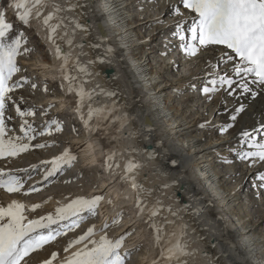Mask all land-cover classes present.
Segmentation results:
<instances>
[{
  "label": "bare ground",
  "instance_id": "obj_1",
  "mask_svg": "<svg viewBox=\"0 0 264 264\" xmlns=\"http://www.w3.org/2000/svg\"><path fill=\"white\" fill-rule=\"evenodd\" d=\"M4 2H6V7H3ZM91 2L96 5L95 11L97 15L93 12L92 8L90 9ZM125 2L127 1L112 0L104 2L103 0H97V2H95V0H45V3L39 7L41 15L37 17L35 15L37 9L33 8L32 16L29 21L30 25H35V27L39 26V29L41 25L42 29L45 27L50 33L49 27L44 25L43 20L49 13H54V18L49 23L51 25H60L53 35L55 40H49L48 37L51 33L45 35L46 32L45 34L42 32L45 35H43L42 38L48 43L50 49H53V53L56 52V46H59V48L61 46L67 47L66 51L64 49L61 50L62 54L67 56V62L71 63L73 60L75 64L80 63L82 68V72H80L82 73L81 80L83 91H87L89 92L88 94L91 95L90 99L87 97V94L86 97H84L85 100L83 99L82 103L84 105H82L83 108H86L85 104L87 103L88 106L89 104L91 105V101L89 100L93 101L91 108L94 110L103 109L107 106L108 111L102 115L108 118L103 119V121L112 124L113 127L116 128L117 134L123 138L120 147L117 145L115 148L111 146V148L108 149L107 157L113 155L114 158L108 161L112 167L110 170L108 169L109 172L107 176L105 178L103 177L104 179L100 182L92 179L91 184L86 190L83 191L85 188L81 189V187L77 190L75 189V191H73L74 193L69 198H66L68 192L66 193L65 189L49 194H39L37 190L33 189L39 188L41 185L48 182L45 176L48 171L52 170V165L50 163L52 160L50 159L51 161H49V159H47L49 156H47L41 158V160L44 159L43 166L41 163V165H37L36 163L40 159L31 162L33 166L35 165V169L33 172L30 170V176L35 174L39 170V167L42 166L44 169L38 172V177L35 178V180L38 181H30V185L25 186L20 192L8 193L4 189L0 190V206L7 207V205L17 197L18 202L25 205V215H27L29 219H38L48 214L55 215L57 208L63 207L77 198L83 197L90 199L94 196H102L103 199L101 201L104 200V203L100 204L105 206L102 208L99 207L100 210L98 212H101V219L96 215L97 226L90 227L86 225L88 229H94L93 236L90 238L99 240L101 236L106 235L109 239L113 240L115 237L118 239L124 236L121 253L131 250L141 252L143 250V252L140 253L142 255L139 256L137 264H155L160 257V248L156 244L155 233L150 226L153 223L160 226V235L162 237L165 236L166 233L173 231L174 228L180 230L181 226L186 225V227L183 228L181 243L183 242L187 245L186 251L188 254L180 256L179 259L174 260L172 264H228L227 261L229 264H264V260L261 258L259 259L256 255L257 251L264 252V234H261L264 231V210H260L259 204L253 196L250 197V203L253 204L251 206L255 209L256 217L246 213L243 214L241 212L243 210L238 206L241 211L239 210L237 205L241 202V191H248L246 187V182L248 180L244 182L242 189H229L227 181L230 179L231 174L228 172L224 173L225 171H223V173H221L222 171L220 170L216 171L218 167L216 164L218 161H216L214 156V153H216L214 148L219 145L214 146L211 141L203 143V141H205V133L208 132L203 133L200 141L192 138L193 133L197 130V126L201 125V120H195L193 118L190 120L189 118H191V115H186L187 117L184 116L183 121L179 120L173 105L170 106V96L167 95V90L173 87V85L167 82L165 83L163 77H156L154 73L151 72L153 71L151 61L149 55H145L146 52L144 50H140L139 56V46H143V39L145 36L139 37L135 29L140 25L144 28L146 25L144 23L145 21H142L140 24L136 22L133 25L134 22L129 20L131 17H127L128 15L124 12V9H126ZM10 3L11 0H0V11L5 12V17L9 22L14 18L17 12V9L10 6ZM54 4L59 5L61 11L56 12L53 7ZM69 8H71V10H68ZM93 13L94 17L101 14V17L98 18L100 23L98 26L94 21H91ZM113 14H117V19L113 17ZM191 20L192 18H190V21ZM19 23L22 22L20 21ZM77 25H80V27H77ZM24 27L26 29L28 28L25 25ZM63 30H65V32H63ZM62 33H65V40L62 39ZM110 40H112L110 43L111 46L109 44ZM31 45L35 46L34 49H36L40 56V64L38 63V65H35L36 67H33V71L39 72L40 70H46V74L51 73L50 75L52 77H56V74H59V71H56V66L62 68L65 64L62 63V65H60L61 62L56 59L55 55L51 57L49 55L50 53L41 49L39 43L31 42ZM107 45L110 49H114V56L111 55L112 53H109L110 51L108 50L109 47L107 49ZM220 48L225 51L223 46H220ZM118 49L120 52L122 51L121 54ZM115 51L118 52L116 53ZM70 53H72V56H70ZM121 55H123L124 58ZM119 58H121V60H119ZM213 59L218 63L221 57L213 56ZM120 63L124 68L126 67L130 73L133 71L130 79L132 78L136 81L135 83L140 84V88L146 93L143 98L146 108L144 109L145 111L142 112V115L147 119L146 122L144 121L146 123L145 125L140 124L142 120H137L136 118L137 109H135V104L130 101L131 98L129 94L126 93V84H123L121 80L118 79L119 72L118 74H116L117 72H110L112 67L117 68ZM230 67L228 69H230ZM204 68L205 70L198 74L197 78L203 77V74L213 70L207 69L206 67ZM46 76L43 78L46 79ZM184 82L187 83L186 85H189L190 79H185ZM175 85H178V83ZM63 86L61 88L66 91L68 85ZM130 87L132 86L130 85ZM253 87L259 92V95L255 99L240 96L239 92L236 94L238 99L229 96L233 100L234 106L226 111L223 116L225 118V125L234 124V126L227 130L228 141L226 144H235V141L237 142L238 139L241 138L240 134L243 131L252 130L258 122L264 120V89L259 88V86ZM138 90L135 88V90H132L134 92L130 93L140 98L141 93L139 94ZM109 92L113 93V95H107ZM75 95L74 91H69L68 98H72V101L69 100V102L74 104L80 102V98H77L78 96ZM64 96L58 93L56 97L49 99V103L58 104L57 111L60 113L68 105V101L65 100L66 98L63 100ZM187 98L186 101L190 100L192 97ZM221 103L215 102L216 107L219 109L218 111L221 109ZM239 103H243L246 110L239 114L237 120L233 122L230 117L233 114V109L238 107ZM82 109L77 113V117L81 115L84 116L85 113L83 114ZM112 109H114V111H112ZM85 112H87V110ZM85 116L80 118L82 122L78 121L80 124L83 123L81 126L82 130H79L73 135V142L71 146L68 147V150L71 154H77L78 160L80 159L82 172L90 175L93 173L92 171L98 169L101 171L102 167H99V158H95L94 152V144L97 142L95 133L97 131L95 130V126L89 123L88 117ZM86 123L87 127L85 126ZM150 124L155 126L156 134L150 132L148 129L149 127L147 128L146 125ZM25 127L31 130L36 129L33 128L31 124ZM92 128L94 130H90ZM13 135L14 133L6 135V138L12 137ZM147 139H153V147L149 146L150 148H148L150 144L147 143ZM43 141L45 145H49L47 139ZM19 142L27 143V141L24 140H20ZM112 144H116L115 135L112 139ZM132 160H134V162ZM9 161L10 160L0 162V166L4 167L1 170L7 173L9 171V173L14 172L17 174L18 169L10 171L11 169L8 167ZM129 161L140 166L134 168L127 176L122 178L126 164ZM116 165H119V167ZM65 166L67 165L63 167ZM89 168H91L90 171H88ZM45 169L48 170L44 172ZM143 169H145V172H142ZM238 169H240V166L237 163L234 164V172H237ZM249 169L252 170V167H249ZM61 170L57 171L53 176L48 177V179L53 177L52 179L55 180L56 175L60 173ZM263 170L264 164L260 167H254L248 179L252 178L255 174H259ZM241 173L242 178L240 180L243 181L247 173L244 174L243 170ZM149 174H151V177L146 179V176ZM21 176L24 177L23 175L19 177ZM25 178L27 177L25 176ZM223 178L227 180L225 179V181ZM124 179L131 182L134 179L137 188L133 189L131 183H126L125 185ZM41 180L45 182L42 184L37 183ZM122 185L126 187L128 185L127 188H132V190H130L132 193L130 192V194L133 197L132 199L135 200L134 202L136 205L138 197L142 201L141 206L146 208L156 205L157 202H159L158 214L150 218L147 211H145L144 214L138 212L133 218H129V220L126 221L128 216L127 213L130 212L127 210L129 207L125 208L120 205L121 207L119 208H123V211L116 205L117 201L115 202L116 198H120V196L122 198V196H124L122 193ZM70 191L71 190H69V194ZM26 192L28 194H25ZM192 197H196V201L194 200L193 203H190ZM122 199L124 200V198ZM34 204H39L40 207L33 212L30 211V209ZM169 208H171V211L168 210ZM125 210H127V212H125ZM173 212L176 214L173 215ZM85 213L80 214L82 215L81 219L84 218ZM118 213H122V217L118 216ZM202 213H204L203 215H205V218L201 215ZM200 215L203 219L199 218ZM79 216H76V218ZM147 221L149 222L146 223ZM173 221L174 224L172 223ZM111 223L113 224L112 228L106 230L104 225L107 224L109 226ZM145 224H148V227ZM66 225H68V223L62 221V225H60L59 228ZM142 225L146 226V230L149 228L151 233L153 232L152 238L154 240V246L152 245V248L145 245L147 236H151L152 234L150 233V235H147L146 233V237L143 236L142 234H145L147 231L143 230V233H141L140 227H142ZM145 226H143V228ZM55 227L57 228V225ZM68 229L69 228L64 227V231ZM211 231H214L213 234L216 231V234L218 233V235H216L217 237L213 238L214 243L211 239L213 237L210 235L212 234ZM84 243H87V241L82 244L73 245L68 252L62 251V254L53 261V264H61V261L70 256L71 253L83 247ZM245 243H249V246H244ZM89 246L91 247V245ZM217 246H219V248L221 246L223 247L220 249L223 255L220 254ZM242 246L246 254L253 259L252 262H249L243 257V253L241 252ZM52 250L58 249L52 247ZM51 254L52 251L47 247V249L36 253L32 258H38L39 262L42 264L44 260L50 259Z\"/></svg>",
  "mask_w": 264,
  "mask_h": 264
},
{
  "label": "rangeland",
  "instance_id": "obj_2",
  "mask_svg": "<svg viewBox=\"0 0 264 264\" xmlns=\"http://www.w3.org/2000/svg\"><path fill=\"white\" fill-rule=\"evenodd\" d=\"M126 1H127L125 2L126 9H124V12L126 13V15H128L127 17H131L129 20L134 22L133 25L136 22L140 24L142 21H145L144 23L146 24L144 28H142L143 26L140 25L135 29L139 37L145 36L143 39L144 40L143 46H139L140 47L139 56H140V50H144L146 52L145 55H149V58L151 61V66L153 70L151 72H153L156 77H163V81L165 83L167 82L173 85V87L167 90V95L170 96V99H171L170 106L173 105V108L177 112L179 120L183 121L184 116L186 115L187 116L191 115V118H189L190 120L192 118L195 120H198V119L201 120V125L197 126L196 128L197 130L195 133H193L192 138H194V140L196 139L200 141L202 139L201 136L203 135V133L208 132V133H205L206 136H205V141H203V143L211 141L212 145L214 146L219 145L216 148H214V150H216V153H214V156H215L216 161H218L216 164L218 166L216 168V171L220 170L222 171L221 173L225 171L224 173L228 172L229 174H231V177L229 176L230 179L227 181L229 189H232V188L235 190L242 189L244 182L248 180L246 182L247 184L246 187L248 191L247 192L246 190L241 191V202L239 201L240 203L237 205V207L239 206L241 210H243L241 211L240 208L238 207L239 210L243 214L246 213V214L256 217L255 209H253V206H251L253 204L250 203V197L253 196L256 202H258L260 210H264V187L259 186L260 185L259 176L264 175V170L257 175L255 174L256 176L253 175L252 178L248 179V177L250 173L253 172L254 167H257V166L260 167L264 163L256 162L253 166H249L248 161H241L237 157L236 150L240 149L241 147V138L238 139L237 142L235 141V144L234 143L231 145L226 144V142L228 141L227 131H221V129L226 126L225 120H224L225 118L223 115L226 111L230 110L234 106V102L231 99V97H229V95L227 94V91H224V90H221V91H218L212 94L203 93L202 89L206 86H210L209 81L212 78L211 74L213 73V70H210L209 72H206V74H203V77L201 76L197 78V75L202 73L205 70L204 67H206L207 69L208 68L213 69L211 65L217 64V62L213 59V56L221 57L222 55L221 53H223L224 51L220 48V46L219 47L210 46L212 48H209L207 50H202L197 56L191 57V56H188L182 50L180 46L181 42L178 39V37L175 35L176 25L180 21H186L187 22L186 25L190 26L192 22V20L190 21V18H193V14H191L188 10H184L182 8V5L179 4L178 0H126ZM95 2H97V0H95ZM95 6L96 5L93 4L92 2L90 3V9L92 8L93 12L97 15L95 11ZM177 7L181 9L182 15L174 14V9ZM94 13L91 16V21H94V23L98 26L100 24L98 21V18L101 17V14H99V16L94 17L93 16ZM14 19H15V16L10 21L11 23H13L14 28L12 32L9 34V37H7L6 39H8L10 42L11 39L16 38L17 36L21 38L20 54L16 57V64H17V67L19 68V71L14 73L12 79L8 81V83L10 86H14L17 83L20 86L14 87V90L8 93V96L6 97L4 120H5V126H6V135H10L11 133H14L12 137H17V136L22 137L21 140L27 141V143L29 142L28 143L29 149L28 151L23 152L16 157L0 158V162L10 160L9 166H8L9 169H13V170L18 169L19 172L17 171V173L19 174V176L23 175V176L28 177L25 180V182H23L24 187H25L29 185L30 181L32 180L34 181L35 178L38 177V172H40V170H44L42 167L44 159L41 160V158L49 156V158L47 157V159L51 161L53 160V158L62 155L65 149H68V147L71 146L73 142L72 141L73 135L76 134V132H78L79 130L80 131L82 130L79 128V125L74 126L73 121L77 118V115H78L77 113L83 108L84 105L82 104L83 106H81L80 102H77L75 104L72 102H69V100L72 101V98H68L70 84H71L72 92L74 91V93L77 96L81 90L83 91L82 80H81L82 79V76H81L82 68L80 66V63L75 64V62H73L72 60L71 63L67 62L66 66L63 65L64 66L63 72L61 71L62 68L60 66H56V71H59V74L57 73L56 77H52L50 75L51 73L46 74V70H40L39 72L37 71L34 72L33 67L35 68L36 67L35 65H38V63L40 64V61H39L40 56L38 55L39 53L36 51V49H34L35 46L31 45V42L39 43L41 45V49L46 50L48 53H50L49 55L51 57L55 55L56 59H58V61L61 62L60 65H62V63L65 64V61L63 62L64 58L63 56L58 58L56 56L57 53L56 52L53 53L52 51L53 49L51 50L50 47L48 46V43L42 38L45 32H46L45 35L50 34L49 31H47V28L43 27L42 29L40 25V29H39V26L35 27V25H32V24L25 25L23 23H19L20 21H18V19H15V20ZM24 25L27 26L28 28L26 29ZM186 25L185 27H187ZM42 32H44V34ZM63 32H65V30H63ZM61 36L63 40L66 39L65 33H62ZM53 40H55V37L53 38ZM112 40L109 41V44L112 42ZM108 47L109 46L107 45V49ZM60 48L61 50L62 49H64L65 51L67 50V47L61 46ZM25 49H28L29 51L25 52ZM109 53H112L111 55L114 56V49H111ZM119 53L121 54L122 51L120 52L119 50ZM71 54L72 53H70V56H72ZM121 56L124 58L123 55ZM123 58L122 60L124 61ZM119 60H121V58H119ZM230 66H231L230 64L225 63V65H221V69L229 68ZM110 72L112 73L117 72L116 74H118L119 72L118 79L121 80L123 84H126L125 85L126 93L129 94L131 98L130 101L133 104H135V109H137L136 118L137 120L143 121V122L140 121L141 122L140 124L145 125L146 124L145 122L147 119H145L146 117L142 115V112L145 111L144 109L146 108L145 101L143 100L146 93L140 90V84L135 83L136 81L133 80L132 78L130 79V77L133 74V71H131L130 73L127 70V68L126 67L124 68L123 65H121L120 63L119 67L117 68L112 67L110 69ZM44 76H46L45 77L46 79L43 78ZM65 76H68L70 79H65ZM54 78L58 80V83L53 82L55 80ZM185 79H190L189 85H186L187 83L184 82ZM177 83L178 85H175ZM33 85H35V87H33ZM63 85H68L66 87L67 88L66 91H64L61 88ZM130 85L133 87L134 90L135 88L137 90L139 88L138 90L139 94L141 93L140 98H137L135 94L132 95L130 93V92L132 93L134 92L132 91L133 89L132 87H130ZM65 92H67L68 94ZM58 93H61L62 96L66 94L63 100L66 98L65 100L68 101L67 107L64 108L61 113L57 111V108H58L57 103L56 104L49 103L50 101L49 99L56 97ZM83 93L85 94L84 97H86V94L88 95L89 92L83 91ZM187 97H192V98L186 101V99H188ZM77 98H80V96H78ZM89 101H91V105H92L93 101L92 100H89ZM215 102H218V103L222 102L220 111H218L219 109L216 107ZM85 105H86V108L87 107L89 108L86 109L84 107L85 109L83 108L84 110L82 109V111H83V114L85 113L84 116L86 115L89 119V109L91 108V105L89 104L88 106V103ZM78 107H79V110H78ZM17 109H19L21 112H24V113L32 112L34 114L21 116L18 114ZM86 110L87 112H85ZM84 116L81 115L79 117L82 118ZM52 121H56L57 123L54 124L52 123ZM89 123L95 126V130L97 131L95 133L97 136V142L96 144H94L95 145L94 152H95V158L97 159L99 158V161H98L100 162L99 167L100 168L102 167L103 170L101 169V171H99L98 169V170L92 171L93 173H91L90 175L82 172L81 167H80L81 165L80 159L78 160L77 154L75 153L73 155L76 156V159L72 162L70 167L68 165L63 167L61 172L56 175L55 180L52 179L53 177L50 179H46L48 180V182H46L44 185H41V187L35 189L37 190V192H39V194L40 193L49 194L52 192L65 189L66 193L68 192V195H66V198H69L74 193L73 191H75V189L77 190L81 187V189L85 188L83 189V191L86 190V188L89 187V185L91 184L92 179H95L97 182H100L102 179H104L107 176V173L109 172V170L107 169L106 171L105 161L107 158L108 149H110L111 146L115 148L118 145V147H120L123 141V138L120 137L119 134H117L116 128L113 127L112 124L108 123L107 121L98 120V117L95 113L93 114L92 118L89 119ZM98 123H99V127H97ZM29 124H31V126L36 129L31 130L25 127ZM57 124L62 128V131H56ZM146 126L147 128L149 127L148 129L150 132H154V134H156L155 126H153L152 124L146 125ZM21 129L28 130L29 136H34L35 138L29 140L28 137L25 136L24 131L22 130L23 131L22 132ZM16 132L18 135L16 134ZM114 135L116 138V144L113 145L112 139ZM44 139H47L49 141V145L47 144L45 145V142L43 141ZM152 140L153 139H147V143L150 144L148 145V148L153 147ZM37 143L38 144L40 143L39 145H44V147H36V145H38ZM35 160L36 161L38 160L36 162L37 165L42 164V166L39 167V170L35 174L30 176L29 172L31 171L33 172L35 169L32 167L33 163L31 162ZM132 161L134 162V160ZM236 163L240 166V169H238L237 172H234L233 170L234 164ZM249 167H252V170H250ZM2 168L4 167L0 166V170ZM24 170H27V171H24ZM47 170L45 169L44 172H46ZM90 170L91 168H89L88 171ZM242 170L244 174L247 173L243 181L240 180L242 178V173H241ZM142 172H145V169H143ZM150 177H151V174L147 175L146 179ZM223 179L225 180L226 178H223ZM44 180L43 181L41 180L40 182H37V183L42 184L43 182H45ZM124 180H125V183H124L125 185L126 183L128 184L131 183V181H127L126 179ZM125 185H122L123 186L122 193L125 196V197L122 196V198H124V200L120 196V198H116L115 202L117 201L116 205L118 206V208L121 206L125 208L129 207V209L127 208V210L130 211V212L128 211L129 213H127L129 217L127 216L126 218L129 220V218H133V216H135L136 213H138L139 211H138L137 205L134 202L135 200L132 199L133 197L130 194L131 192L130 190H132V188H127L128 185L127 187ZM1 189L2 188H0V190ZM69 190H71L70 194H69ZM193 198L194 197L191 198L190 203H193L194 200L196 201V197L194 199ZM14 200L18 201V198L16 197ZM128 202H130L131 204ZM100 203H104V200L100 201L98 204ZM100 205L96 207L97 210L105 206V205H102V206ZM119 209L123 210V208H119ZM127 210H125V212H127ZM204 213H207V212H204ZM204 213H202L201 215L205 218V215H203ZM85 214H87V212ZM140 214H144V213H140ZM201 215L199 216V218L203 219ZM81 217L82 215L77 217L78 219L75 217V218L69 219L68 221L66 220L65 223H68V225H71L75 221L76 225L78 226L71 227L70 229L66 231H64V227H61L63 228V232L62 230H60L61 235L57 236L55 240L44 245L42 249L37 250V251L38 252L43 251L44 249H47L48 247V249H50L52 253L56 252L58 254L57 256L58 258L62 254V251H64V249L62 248H66L69 242L76 239L77 237L84 235L87 232L88 228L86 227V225H89L90 227H95V225L97 224L96 223L97 217H95V215L92 213L88 212L87 216L84 217L83 219H81ZM148 222L149 221H147L146 223ZM145 225L147 226L148 224H145ZM145 225H142V227H140L141 233H143V230H146ZM143 226L145 227L143 228ZM109 229H111V227L107 228L106 230H109ZM174 229L178 230L177 228H174ZM146 231L147 232H145V234H142L145 237H146V233L147 235L148 234L150 235L151 233L149 228ZM211 232L212 234L210 235L211 237L213 236L211 239L213 240V243H214L213 238L217 237L216 235H218V233L216 234L217 231L214 234H213L214 231H211ZM151 234H152L151 236H147L145 245H148L149 247L152 248L153 241H154L152 238L153 232ZM261 234L263 235L264 231ZM114 240H116V237L113 238V241ZM244 246L246 247L249 246V243H245ZM52 247L57 248L58 250H52ZM217 248H219V246H217ZM221 248L223 247L221 246L218 249V251H220V254H222V251L220 250ZM142 252L143 250L141 252L132 251V250L129 251V256L126 258L125 264H137L139 256L142 255L140 253ZM148 254H149V251H148ZM33 256L26 258V261L31 259ZM227 263L229 264L228 261ZM26 264H41V263L39 262L38 258L34 257L28 262H26Z\"/></svg>",
  "mask_w": 264,
  "mask_h": 264
},
{
  "label": "snow or ice",
  "instance_id": "obj_3",
  "mask_svg": "<svg viewBox=\"0 0 264 264\" xmlns=\"http://www.w3.org/2000/svg\"><path fill=\"white\" fill-rule=\"evenodd\" d=\"M45 3V0H11L10 6L17 9L15 19L23 24L28 25L32 16L33 8H36L35 15L39 17L41 12L39 7ZM184 10L193 14V20L190 26L185 27L186 21H180L176 25L175 35L181 42L182 50L191 57L197 56L202 50L209 49L210 46H223L225 51L221 55L220 61L211 65L213 68L212 78L209 81L210 86L202 89L205 94H212L218 91H227L229 96L236 97L237 92L240 96L251 97L255 99L259 92L253 86H259L264 89V0H179ZM56 12L61 11L59 5H53ZM68 10H71L69 8ZM175 15H182L179 7L174 9ZM54 18V13H49L43 20L44 25L50 29L49 40H53L59 24L51 25L49 22ZM80 27V25H77ZM14 28L13 23L5 17V12L0 11V158L16 157L19 154L28 151V143H20L22 137L6 138V126L4 120L5 101L8 93L19 87L17 83L10 86V81L19 68L16 64V57L20 54L21 38L17 36L9 42L7 37ZM29 51L25 49V52ZM111 51V49H109ZM58 58L63 55L65 65L67 56L62 54L59 46L56 47ZM230 64V69H221L222 64ZM62 66L61 71L63 72ZM65 79H70L65 76ZM35 87V85H33ZM71 84L69 91H71ZM84 93L81 90L80 105L84 99ZM111 96L113 93H107ZM88 98L91 95L88 94ZM238 99V97H236ZM79 110V107H78ZM245 105L239 103V106L233 109L230 119L235 122L239 114L245 112ZM18 114L33 115L34 113H24L17 109ZM107 106L103 109H89V119L95 113L98 120L107 119L102 115L107 112ZM114 111V109H112ZM52 123H57L52 121ZM87 127V123L85 125ZM234 124H228L221 131H227ZM99 127V123L97 124ZM24 134L29 140L34 136H29L28 130ZM94 130V129H90ZM56 131H62L57 124ZM241 147L236 150V155L241 161H248L250 166L256 162L264 163V120L252 130H245L241 134ZM44 147V145H36ZM113 155L106 158V169H111L112 165L107 161L112 160ZM76 156L71 154L68 149L62 155L53 158L50 162L52 170L48 171L45 179L53 176L60 171L64 165L71 166ZM48 163V162H45ZM119 167V165H116ZM140 165L129 161L126 164L125 171L122 175L127 176L134 168ZM35 168V166H33ZM27 171V170H24ZM260 187H264V175L259 176ZM133 189L137 184L133 179L131 182ZM24 183L20 177L11 173L0 170V188L8 193L20 192ZM35 190V189H33ZM25 194H28L27 192ZM103 199L102 196H94L90 199L83 197L71 201L69 204L59 207L55 215L48 214L38 219H29L25 215V205L13 200L7 207L0 206V264H26V258L40 250L44 245L55 240L61 235L59 228L54 229L53 225H60L61 221L69 220L72 217L79 216L81 213L89 212L95 214L98 203ZM142 201L137 198V208L139 213L147 211L148 216L154 217L159 212V202L156 205L145 208L141 206ZM39 204L32 205L30 211L39 208ZM171 211V208L168 209ZM176 213L173 212V215ZM122 217V213H118ZM174 224V221L172 222ZM78 226L75 221L71 225L63 227L71 228ZM107 224L104 225L107 228ZM155 233L157 246L160 248V257L155 264H172L180 256L187 255L186 244L181 243L183 228L160 235V226L155 223L150 225ZM46 230V232H45ZM94 229L89 228L87 232L71 241L64 249L68 252L73 245L83 244V247L71 253L61 264H125L129 252H120L124 242V236L116 240L109 239L106 235L101 236L99 240L90 239L93 236ZM130 234V233H129ZM91 245V247L89 246ZM58 254L53 252L50 259H46L42 264H53Z\"/></svg>",
  "mask_w": 264,
  "mask_h": 264
}]
</instances>
